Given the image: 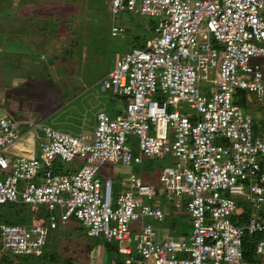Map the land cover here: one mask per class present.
I'll list each match as a JSON object with an SVG mask.
<instances>
[{"label":"built area","instance_id":"2783aa9c","mask_svg":"<svg viewBox=\"0 0 264 264\" xmlns=\"http://www.w3.org/2000/svg\"><path fill=\"white\" fill-rule=\"evenodd\" d=\"M121 12L154 16L157 25L101 81V91L127 101L114 115L95 113L92 140L43 122H28L25 139L20 122L0 115V205L45 206L44 221H0L2 253L40 257L48 229L74 219L114 246L118 264H247L246 233L264 264V64L252 62L264 58V0H111V15ZM237 90L262 102L261 123L234 102ZM164 155L175 161L160 171L163 193L130 175L114 198L113 178L99 176L107 162ZM161 196L185 206L189 234L178 239L157 225L166 220ZM243 202L252 212L235 223Z\"/></svg>","mask_w":264,"mask_h":264},{"label":"rangeland","instance_id":"374dc122","mask_svg":"<svg viewBox=\"0 0 264 264\" xmlns=\"http://www.w3.org/2000/svg\"><path fill=\"white\" fill-rule=\"evenodd\" d=\"M110 3L111 0H41L40 6L37 5L38 10H31V13L26 15V24L27 21H32L39 29L35 32L37 35L35 40L41 43V54L36 63L28 66L30 68L27 72L25 69L16 68L20 69L18 73H23L26 77H28L27 74L31 75L30 80L25 78L26 83H23L22 87L19 86L20 94L12 95L14 100L21 101L22 108L12 112L8 108L10 104L5 105L6 109H9L7 115L20 122L23 131L28 129V122H43L75 135L84 131L88 139L92 140L95 125L93 114L102 109L109 115H114L116 111L123 108L127 98L113 92L111 88L105 92L100 91L101 81L113 67L111 62L116 61L122 53L133 47L132 41L135 35L150 38L153 33L143 26L151 17L128 12L111 15ZM37 12L40 14L38 15ZM139 21L144 24L138 26ZM113 25L125 28V31L112 36ZM127 28L128 31H126ZM28 30L34 33L33 29ZM79 43L80 51L73 53L72 56L67 55V52L72 53L73 50L76 52L75 49H78L76 46ZM112 50L114 54L111 53ZM47 55L55 57L53 64L47 62ZM252 62L264 64V58H252ZM44 79H52L51 84L43 85ZM246 94L252 98L253 102L247 103L246 108L242 107V109L261 123L262 102L255 93ZM11 98L8 100L10 101ZM60 103L62 106L57 108ZM179 108L181 111L184 110L181 106ZM188 111L191 110H186ZM2 114L6 115L5 112ZM33 131L34 140L41 141L40 131L38 129ZM29 136L30 133L27 132L24 133L23 138L26 139ZM21 141L24 142V140ZM14 153H16L15 148H7L5 154L11 156ZM174 161L175 158L172 156L164 155L142 156L141 163L130 166L107 162L102 166L99 176L113 178L114 198L118 190L128 187L127 177L130 175L140 177L145 183L153 185L156 190L163 193V186L159 181L160 171ZM75 163L81 162L77 160L70 165L75 166ZM160 200L162 209L166 213V220L163 224L157 225L169 226L172 235L178 239L189 234L191 232L190 215L185 206L182 204L181 207H175V201L166 200L165 197H160ZM181 202L183 203V199ZM24 206L26 207H22L23 221L15 220L12 215L13 210L7 207H0V221L25 225L36 223L33 212L27 205ZM35 213L40 214L41 220H45V206L36 209ZM145 222L156 224L149 218L145 219ZM85 229L81 222L74 219L66 224H59L55 229H48L45 260L2 253L1 241L0 254L10 257L16 264H118L121 261L123 256L115 252L107 253L103 248L104 241L88 237ZM77 243L82 245L83 250L87 243L94 245L88 258H85L86 254L82 255L81 251L78 252L81 248L76 249L75 252ZM52 253L55 255L53 260L49 258ZM0 259L3 264H7L4 262L5 259L2 257Z\"/></svg>","mask_w":264,"mask_h":264},{"label":"crops","instance_id":"0c3cea01","mask_svg":"<svg viewBox=\"0 0 264 264\" xmlns=\"http://www.w3.org/2000/svg\"><path fill=\"white\" fill-rule=\"evenodd\" d=\"M40 4L41 0H0V115L5 112V116H8L9 109L7 110L5 107L7 104H10L8 108L12 112H17L22 108L21 101L14 100L12 95L20 94L19 86L22 87V84L26 83L25 78L30 80L31 75L27 74L28 77H26L23 73H18L20 69L16 68L25 69L27 72L30 68L28 66L36 63L40 57L41 43L35 40L37 37L35 32L39 29L35 27L32 21H27L26 24L25 19L31 10H38ZM37 14L39 15L40 12ZM29 28L33 29L34 33L28 30ZM22 58L25 59L22 60ZM10 97L12 98L9 101ZM95 113L93 114L94 117ZM17 146L18 144L14 148L17 149ZM31 210H33L34 218L40 216V214L35 213L36 209L31 207Z\"/></svg>","mask_w":264,"mask_h":264},{"label":"trees","instance_id":"16d2710c","mask_svg":"<svg viewBox=\"0 0 264 264\" xmlns=\"http://www.w3.org/2000/svg\"><path fill=\"white\" fill-rule=\"evenodd\" d=\"M128 13H130V12H128ZM119 14V13H118ZM131 14V13H130ZM117 15V14H116ZM142 16H144V15H142ZM147 17H151L150 19H149V21H146V23L144 24V22L142 23L141 21H139V23H138V26H140V25H143L144 27H145V29L146 30H149L150 32H154V29H155V27H156V25H157V20H155L154 18H156V17H154V16H147ZM157 19V18H156ZM137 26V27H138ZM110 30V29H109ZM129 29L127 28L126 29V31H128ZM121 31H125V28L123 29V28H121ZM140 37H144V36H141V35H135L133 38H134V40L132 41L133 42V47L132 48H135V47H144L145 46V42H146V40L148 39V38H146V37H144V38H140ZM76 48H78V49H75L76 50V52L73 50L72 51V53H70V52H67V55H69V56H72V54L73 53H78L79 51H80V48H81V45H80V43H79V45L78 46H76ZM131 48V49H132ZM83 49V48H82ZM130 49V50H131ZM111 53L112 54H114L115 52L112 50L111 51ZM54 59H55V57H49L48 56V62L49 63H51V64H53L54 63ZM63 59H65V58H63ZM114 63H115V61L113 62H111V65L113 66L114 65ZM51 82H52V79L50 80V79H46L45 80V82L43 83V85H45V83H48V84H51ZM48 88L50 87V86H47ZM108 90V89H107ZM107 90H105V91H107ZM105 91H103V92H105ZM234 102L235 103H239L240 105H241V107H243V109H245L246 108V106H247V102H246V100H245V93L243 92V91H241V90H237L236 92H235V98H234ZM58 107L57 108H60L61 106H62V103H60L59 105H57ZM60 106V107H59ZM117 112V111H116ZM255 127H256V129H257V125H255ZM259 128V127H258ZM260 129V128H259ZM64 165L62 164V163H56V165L54 166V168L55 169H57V168H59V167H63ZM24 205H26V204H23V203H12V204H4V205H0V207H7V208H9V210H13V212H12V215L14 216V219L15 220H24L23 219V217H24V215L22 214L23 212V209H22V207H26V206H24ZM242 205H243V213L241 214V215H239V216H235V218H233V221L235 222V223H242V221H244V220H246L249 216H250V214H251V212H252V209H251V205H249L248 203H246V202H243L242 203ZM28 206V205H27ZM28 209H30L31 210V207H29L28 206ZM8 211V210H7ZM32 212H33V210H31ZM33 214V213H32ZM9 221V220H8ZM7 222V221H6ZM9 223H11V222H9ZM19 224H24V223H19ZM55 229V228H54ZM255 237L256 236H253V235H250V234H248V233H246L245 235H244V237H243V251H244V259H245V261H246V263L247 264H257V259L255 258V254H254V240H255ZM78 244V243H77ZM46 245V244H45ZM92 247H94V245L93 244H89V243H87L86 244V246H84V250L82 249V245H80V244H78L77 246H76V248H75V252L78 250V249H80L81 248V250H78V252H80L81 251V254L83 255V254H86V258H88V256H89V254H90V250H92ZM103 248H104V250L106 251V252H110L111 250H113L114 249V246L113 245H111L110 243H107V242H105L104 241V245H103ZM77 249V250H76ZM98 249V248H97ZM48 253V252H47ZM95 254V253H94ZM45 246H44V252H43V254H42V256H40V257H34V256H31V257H33V258H39V259H41V260H45L44 259V257H45ZM51 255V257H49L50 259H54L55 258V255L52 253V254H50ZM10 256V255H9ZM0 257H2L3 259H5L4 260V262L5 263H7V264H16L15 263V261L13 260V259H11L10 257H8V256H3L2 254H0ZM20 257H23V256H20ZM94 256H92V259L94 260V258H93ZM25 258H27V256H25ZM32 258V259H33ZM0 262H3L1 259H0ZM69 262H72L71 260H69ZM31 264V263H30ZM43 264V263H42Z\"/></svg>","mask_w":264,"mask_h":264},{"label":"clouds","instance_id":"9594fccd","mask_svg":"<svg viewBox=\"0 0 264 264\" xmlns=\"http://www.w3.org/2000/svg\"><path fill=\"white\" fill-rule=\"evenodd\" d=\"M101 91V90H100ZM99 111V110H98Z\"/></svg>","mask_w":264,"mask_h":264}]
</instances>
